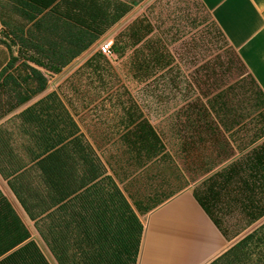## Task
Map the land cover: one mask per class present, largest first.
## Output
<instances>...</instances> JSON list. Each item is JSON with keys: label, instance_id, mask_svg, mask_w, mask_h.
I'll return each mask as SVG.
<instances>
[{"label": "crops", "instance_id": "0c3cea01", "mask_svg": "<svg viewBox=\"0 0 264 264\" xmlns=\"http://www.w3.org/2000/svg\"><path fill=\"white\" fill-rule=\"evenodd\" d=\"M118 1L129 9L60 72L29 63L43 71L47 87L0 117V125L59 91L141 221V239L125 240L116 230L53 235L58 223L47 218L50 211L31 215L0 170V264H230L242 250L263 259V244L233 249L264 224V171L250 157L264 138L246 139L257 113L245 107L251 89L239 91L244 75L221 80L225 67L214 46L221 36L250 84L264 92V0H197L216 27L209 36L192 17L193 1ZM6 31L0 18V72L18 52ZM124 32L132 43L124 54L102 52L113 73L80 71L104 41L113 46ZM48 72L63 73L56 87ZM220 92L240 106L212 107Z\"/></svg>", "mask_w": 264, "mask_h": 264}, {"label": "trees", "instance_id": "16d2710c", "mask_svg": "<svg viewBox=\"0 0 264 264\" xmlns=\"http://www.w3.org/2000/svg\"><path fill=\"white\" fill-rule=\"evenodd\" d=\"M128 9L118 0H0L8 45L18 48L0 72V89L6 87L7 94L6 100L0 98V117L47 87L43 71L30 62L60 72ZM126 35L120 34L113 43V51L119 55L132 44L131 36L124 40ZM18 62L21 63L17 65ZM108 67L109 61L100 50L80 71L87 68L91 74L103 76L107 70L113 73ZM251 86L245 107L257 113L247 124L246 139L255 142L264 138V92L253 79ZM214 100V108L240 106L230 104L224 92ZM250 157L254 167L264 171V143L254 147ZM0 170L12 177L11 188L31 215L34 210L50 211L47 218L58 223L53 235L57 232L63 238H83L117 231L125 240L141 239V221L114 178L106 173L105 165L57 90L0 125ZM115 222L118 226L111 228ZM250 243L264 246V224L246 235L233 253ZM241 254L236 253V260L230 264H264V257L254 261L247 250Z\"/></svg>", "mask_w": 264, "mask_h": 264}, {"label": "rangeland", "instance_id": "374dc122", "mask_svg": "<svg viewBox=\"0 0 264 264\" xmlns=\"http://www.w3.org/2000/svg\"><path fill=\"white\" fill-rule=\"evenodd\" d=\"M190 2L193 1V7L196 5V9L192 10V17L197 15V18L199 17L200 23L203 24L199 30H202L203 34H206L207 36L210 35V33H213L216 30L215 25L212 22H209V16L204 13L200 5L198 4L197 0H189ZM192 8V7H191ZM216 50L220 48V63L224 64L225 68L220 69V78L221 80L224 79H235L238 78L241 75H244L241 80H243L244 83H242V88H240L239 91L243 92L245 89V92H249L251 89V84L249 78L245 75L244 69L240 65L238 59L234 56L235 54L231 49L226 47V43L224 39L220 36L218 39L216 45L214 46ZM224 71H226L228 74L225 75ZM63 73L58 74L54 72H48V76L50 77V86L56 87L58 81H61L63 78ZM243 84L244 87H243Z\"/></svg>", "mask_w": 264, "mask_h": 264}, {"label": "built area", "instance_id": "2783aa9c", "mask_svg": "<svg viewBox=\"0 0 264 264\" xmlns=\"http://www.w3.org/2000/svg\"><path fill=\"white\" fill-rule=\"evenodd\" d=\"M111 47H112V40H106L100 46L101 51L106 55L112 54Z\"/></svg>", "mask_w": 264, "mask_h": 264}]
</instances>
